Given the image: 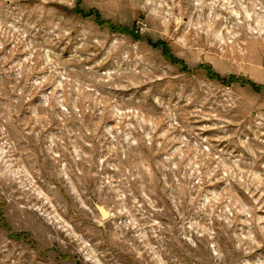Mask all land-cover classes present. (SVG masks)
Masks as SVG:
<instances>
[{
    "label": "rangeland",
    "instance_id": "rangeland-1",
    "mask_svg": "<svg viewBox=\"0 0 264 264\" xmlns=\"http://www.w3.org/2000/svg\"><path fill=\"white\" fill-rule=\"evenodd\" d=\"M78 5L0 0V264H264V0Z\"/></svg>",
    "mask_w": 264,
    "mask_h": 264
},
{
    "label": "trees",
    "instance_id": "trees-1",
    "mask_svg": "<svg viewBox=\"0 0 264 264\" xmlns=\"http://www.w3.org/2000/svg\"><path fill=\"white\" fill-rule=\"evenodd\" d=\"M79 0H77V5H78ZM74 11L76 13L81 14L82 16L85 17H92L95 21H97L99 24L102 23H106L108 25V28L111 29L112 31H119L120 33H124L127 34L128 36L132 37L134 40L139 38V34L137 32V30H132L130 29V27L128 25H122V24H118V25H113L109 20H102L100 17V14L98 12L97 9L95 8H91L87 11H84L83 9H81L79 7V5L77 7L74 8ZM153 47L156 46H162V53L163 56L168 59L171 60L172 62H174L175 64H178L180 61L178 59H175V57H173L168 51V48L166 46V44L163 41H157L155 43H152ZM210 71V70H209ZM211 77H216L218 78V75L214 74V73H210ZM234 78V77H233ZM231 76H229V80L233 79ZM223 79V78H222ZM221 79V81L223 82V80ZM248 83L252 86V87H258L257 84L248 81Z\"/></svg>",
    "mask_w": 264,
    "mask_h": 264
},
{
    "label": "bare ground",
    "instance_id": "bare-ground-1",
    "mask_svg": "<svg viewBox=\"0 0 264 264\" xmlns=\"http://www.w3.org/2000/svg\"><path fill=\"white\" fill-rule=\"evenodd\" d=\"M98 211H99L101 217H105L106 215H109L108 211H106V213L102 209H98Z\"/></svg>",
    "mask_w": 264,
    "mask_h": 264
},
{
    "label": "water",
    "instance_id": "water-1",
    "mask_svg": "<svg viewBox=\"0 0 264 264\" xmlns=\"http://www.w3.org/2000/svg\"><path fill=\"white\" fill-rule=\"evenodd\" d=\"M95 206H96L97 209H102V210L105 211V213H106L107 210H105L101 205H99V204H95ZM107 216H108V215H106L105 217H107ZM105 217H103V218H105Z\"/></svg>",
    "mask_w": 264,
    "mask_h": 264
}]
</instances>
